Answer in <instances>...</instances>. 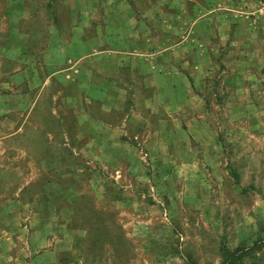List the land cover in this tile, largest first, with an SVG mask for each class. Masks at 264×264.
Listing matches in <instances>:
<instances>
[{
    "label": "rangeland",
    "instance_id": "374dc122",
    "mask_svg": "<svg viewBox=\"0 0 264 264\" xmlns=\"http://www.w3.org/2000/svg\"><path fill=\"white\" fill-rule=\"evenodd\" d=\"M76 37L109 48L83 54L107 64L92 73L110 95L103 115L92 99L94 138L107 123L131 146L102 160L79 139L89 69L48 55ZM4 93L0 139L34 105L40 131L0 143V240L28 249L0 264H225L223 247L264 264V0H0ZM53 136L71 146L37 142ZM54 153L60 169H43Z\"/></svg>",
    "mask_w": 264,
    "mask_h": 264
},
{
    "label": "crops",
    "instance_id": "0c3cea01",
    "mask_svg": "<svg viewBox=\"0 0 264 264\" xmlns=\"http://www.w3.org/2000/svg\"><path fill=\"white\" fill-rule=\"evenodd\" d=\"M167 34H165L166 36ZM157 36H160V35H156ZM169 36V35H167ZM97 46H99L98 42L93 40L92 38H86V39H83V38H74L73 42L70 44V45H64L63 47H53L52 50L50 51L51 53L48 54V55H51L53 54L54 51H56L55 53H57L56 56H58L59 52H63V50H67V51H70V56L71 55H76V56H79L77 58L75 57H70L69 61H72L73 64L70 65V67H77V65H83L86 70L89 69V75L90 76H87L85 77V90H86V93L83 97V100H85V104L87 105V108H83L81 110V115H83L81 118L85 121V128H83V134H79V139L83 141L82 143V147H83V151H84V157L90 161H93V153H94V148L95 147H101V156H100V159L102 160L103 158H105L107 156L110 155L111 156V150H110V147L111 146H114V147H120V146H123L125 145L126 147H131L129 143H127L126 141L122 140L119 136L118 138L115 140V139H109V125L107 123H102L100 125V130L99 132H97L98 134V138H94V134H93V125H94V119H93V115L96 114V112H94L93 108L90 106L92 104V99L94 97H97V98H100V99H104L105 102L102 103V106L100 108V112L99 114H107L108 111H109V107H108V104L106 105V100L108 101L110 99V95H109V92H108V89L107 87H104L102 84L100 85L98 82H95L93 80V77H92V73H93V69H95L96 67H101V66H106V62L101 60V61H96V60H88V56L90 54L86 53L85 55H83L85 53V50H91L92 52L94 51H101V50H106L108 51L109 48H98ZM166 44L164 45V49H162V51H164V53L166 54V52L168 51V47H166ZM170 49V48H169ZM82 55L79 54L80 52H82ZM90 51V52H91ZM105 51V52H106ZM103 52V51H101ZM104 54V53H103ZM93 55V53L91 54ZM86 57V60H83L85 59ZM98 57V56H97ZM156 55L154 56V61L152 62V64H150L149 66H152L154 68H157V67H160L163 65V67L165 66H171V65H168L165 60L163 63H158L156 64L159 60L156 59ZM164 57H167V56H164ZM101 63V64H100ZM101 65V66H100ZM49 66H53V63L51 62L49 64ZM102 74L104 73L103 71L101 72ZM154 73H155V76L157 74V70L155 69L154 70ZM73 75H68L69 77H73L75 78L74 80L77 79V74H74L72 73ZM101 79V78H100ZM49 81H51L49 79ZM101 81V80H100ZM102 82V81H101ZM99 89V90H96V89ZM43 91V90H42ZM13 95L11 93H4V94H0V103H4L5 105V108H4V112L5 111H11L14 109V102H13ZM9 100V101H8ZM17 106V105H16ZM37 107V108H36ZM38 106H33L31 108L28 109V112L26 114V117L24 119V122L22 123V125L19 127L20 129H17V131L15 133H10V134H7L4 136V138L0 139V143H6L7 141H9L10 139L13 140V136H17L19 134H21V138L23 140H36L39 138V131H40V128H38L37 126L36 127H30L27 125V123L30 122V118H34L36 119L37 117V113H38ZM2 111V110H0ZM59 114V113H58ZM60 115V114H59ZM107 124V125H106ZM38 125V124H37ZM88 130V131H87ZM114 130H116V133H122L123 129L122 128H115ZM16 134V135H14ZM41 141V143H40ZM40 141H37L38 144L40 146H71L70 143H68L66 140V142H63V144L65 145H61L62 142L60 141H57L55 140V137L53 136L52 139L50 140H40ZM125 143V144H124ZM129 149V148H128ZM130 150V149H129ZM135 151V150H134ZM133 151V152H134ZM74 153H76L74 151ZM116 156L118 157L119 154L116 152L115 153ZM60 155L59 154H56L54 153V155H49L47 157H44V158H41L40 159V163L43 165V169H46L45 165H46V162H51L53 164L52 166V170L55 169V170H58L60 169V165L61 163H63V158L60 159L59 158ZM172 159H174L175 157H177V155H172L171 156ZM114 160V158H112ZM132 162H136L135 159L132 160ZM139 163V162H138ZM45 164V165H44ZM141 166V165H140ZM132 168V171L133 169H137L138 167H131ZM4 177H5V181H4V185L7 184L8 182V176L11 175L10 171L11 169H7L5 168L4 170H1ZM133 173V172H132ZM131 174V173H130ZM132 176L135 175V174H131ZM1 177V176H0ZM12 177V176H10ZM134 178L138 177V176H133ZM146 223H150V222H146ZM22 239H24V236H17V237H3L1 238L0 242H1V245H0V258L2 256H6V255H10L11 256V259H13L12 257V253H20V252H24L26 255H28V249H25L23 247V242H26L27 243V240L26 241H23ZM32 243V248H37V247H42L44 245V241L42 240V238L38 237V240L37 241H34V242H31ZM42 249H40L39 251H41ZM39 251H36L37 253H39ZM16 257V256H15ZM39 259V258H37Z\"/></svg>",
    "mask_w": 264,
    "mask_h": 264
},
{
    "label": "trees",
    "instance_id": "16d2710c",
    "mask_svg": "<svg viewBox=\"0 0 264 264\" xmlns=\"http://www.w3.org/2000/svg\"><path fill=\"white\" fill-rule=\"evenodd\" d=\"M244 250H241L240 248L236 250H229L226 247L222 248V252L224 255V263L225 264H240L241 258L243 257Z\"/></svg>",
    "mask_w": 264,
    "mask_h": 264
}]
</instances>
